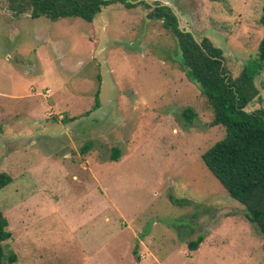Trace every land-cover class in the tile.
<instances>
[{"label": "rangeland", "instance_id": "374dc122", "mask_svg": "<svg viewBox=\"0 0 264 264\" xmlns=\"http://www.w3.org/2000/svg\"><path fill=\"white\" fill-rule=\"evenodd\" d=\"M133 1L87 22L0 0L2 244L17 255L5 264H264V237L201 160L225 128L149 16L171 4L235 77L256 59L264 0ZM253 83L250 111L264 108V64Z\"/></svg>", "mask_w": 264, "mask_h": 264}, {"label": "trees", "instance_id": "16d2710c", "mask_svg": "<svg viewBox=\"0 0 264 264\" xmlns=\"http://www.w3.org/2000/svg\"><path fill=\"white\" fill-rule=\"evenodd\" d=\"M23 1L32 18L44 16L53 21L78 17L91 22L109 3L120 1L128 7L134 5L126 0ZM159 3H154L149 16L161 19L163 26L173 33L186 76L197 85L212 108L210 124H220L225 128L224 137L203 152L201 160L228 195L244 206L245 217L264 237V108L247 110V106L259 94L253 79L264 64V37L258 45L256 59L239 75L231 77L222 65L221 48L208 37L197 38L200 42L197 43L190 33L179 30L172 9ZM17 6L20 8L21 4H12L16 13H21L23 10ZM261 21L264 23V6ZM193 114L191 109H185L186 121H191ZM86 150L84 146L83 151ZM111 151L110 159L118 160L119 149L112 147ZM11 180L9 174L0 172V189ZM7 227L8 221L0 211V264L17 260V255L13 251L6 253L2 244L12 237ZM201 241L199 236L189 241L188 246L196 249Z\"/></svg>", "mask_w": 264, "mask_h": 264}, {"label": "water", "instance_id": "95a60500", "mask_svg": "<svg viewBox=\"0 0 264 264\" xmlns=\"http://www.w3.org/2000/svg\"><path fill=\"white\" fill-rule=\"evenodd\" d=\"M126 1L134 2L133 0H126ZM162 5L169 6V7L172 9L173 13H174L175 16H176V19H177V26H178L179 30H181L182 32H188V33H190V34L193 36V39H194L197 43H200L199 40L197 39L196 35L193 33V31H192V29H191L190 26H183V27L181 26V24H180V19H179L178 15H177L176 11L172 8L171 4L166 3V2H163Z\"/></svg>", "mask_w": 264, "mask_h": 264}, {"label": "built area", "instance_id": "2783aa9c", "mask_svg": "<svg viewBox=\"0 0 264 264\" xmlns=\"http://www.w3.org/2000/svg\"><path fill=\"white\" fill-rule=\"evenodd\" d=\"M48 91V90H47Z\"/></svg>", "mask_w": 264, "mask_h": 264}]
</instances>
